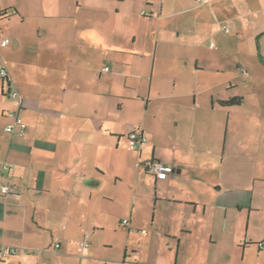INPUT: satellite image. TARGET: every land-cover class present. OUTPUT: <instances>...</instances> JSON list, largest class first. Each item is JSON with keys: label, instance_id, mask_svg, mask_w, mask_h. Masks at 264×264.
<instances>
[{"label": "crops", "instance_id": "obj_1", "mask_svg": "<svg viewBox=\"0 0 264 264\" xmlns=\"http://www.w3.org/2000/svg\"><path fill=\"white\" fill-rule=\"evenodd\" d=\"M3 10L0 243L26 252L0 264H94L98 232L122 227L148 244L162 234L166 250L141 264L264 256L253 124L264 119V0H0ZM12 90L23 135L5 130ZM132 131L146 138L137 150ZM151 160L174 171L156 179Z\"/></svg>", "mask_w": 264, "mask_h": 264}, {"label": "rangeland", "instance_id": "obj_2", "mask_svg": "<svg viewBox=\"0 0 264 264\" xmlns=\"http://www.w3.org/2000/svg\"><path fill=\"white\" fill-rule=\"evenodd\" d=\"M246 90V89H245ZM260 107L264 108V104H260ZM245 107H248L246 104ZM255 116V115H254ZM258 118L253 119L254 127L260 132L259 143H260V162L261 166L264 164V119L259 114ZM264 168V167H262ZM260 169V175L264 176V169ZM243 217H245V225L240 226V233L243 231V235L246 229V220L248 215V209L243 210ZM261 221H258L256 227L260 231L259 234L264 232V224L261 226ZM118 229V228H117ZM109 229L104 232H98L96 242L91 246L90 254L94 257V264H141V261L149 260L147 255L149 252H160L166 250V242L161 233L153 231L150 244L149 241L144 240V234L141 230H147L149 235V230L146 227L140 228L139 231L136 229L131 230V235L127 234L126 228L122 227L119 230ZM150 237V236H149ZM93 240V236H92ZM228 246L223 248V251H229ZM150 250V251H149ZM257 249L255 247L251 248V251H248L246 259L241 260V257L238 255L234 264H264V256H256ZM237 253V250H236ZM79 254V253H78ZM72 257L66 259L61 264H80L78 259L71 260ZM136 259L133 260V259ZM82 264V263H81ZM86 264V263H84Z\"/></svg>", "mask_w": 264, "mask_h": 264}, {"label": "built area", "instance_id": "obj_3", "mask_svg": "<svg viewBox=\"0 0 264 264\" xmlns=\"http://www.w3.org/2000/svg\"><path fill=\"white\" fill-rule=\"evenodd\" d=\"M197 3H202L205 0H195ZM142 13H145V11H142ZM10 37L7 35L2 34L0 31V46H6L10 43ZM105 71L108 70V67L104 68ZM1 75L7 76V72L5 69H1ZM10 97L12 98L14 102V109L9 111V116L12 118V122L5 126V130L11 134V135H23L26 124L23 122L22 118L19 115V110L21 109V98L20 94L17 90H12L10 92ZM129 140V147L132 150L139 149L140 145L144 142H146V138L140 134L139 132L132 131L128 135ZM2 169H9L12 167L11 164L2 161L1 163ZM143 168L145 172L153 175L156 179H163L167 177L169 174H171L174 171V168L171 165H165L164 163L157 161V160H151L143 164ZM11 191V188L8 185H0V193L6 194ZM123 223H127V219L123 220ZM88 235H85L83 240L80 242V246L82 248H86L88 246ZM258 247L262 248L264 247V240L257 243ZM25 253L26 249L19 248L15 245L11 244H5L0 243V258L13 256L18 253ZM38 252H41L40 250Z\"/></svg>", "mask_w": 264, "mask_h": 264}, {"label": "trees", "instance_id": "obj_4", "mask_svg": "<svg viewBox=\"0 0 264 264\" xmlns=\"http://www.w3.org/2000/svg\"><path fill=\"white\" fill-rule=\"evenodd\" d=\"M7 12H8V10L0 11V16L7 15ZM238 100H239L238 98L237 99H232V100L226 101L224 103H226V104H234V103L238 102Z\"/></svg>", "mask_w": 264, "mask_h": 264}]
</instances>
